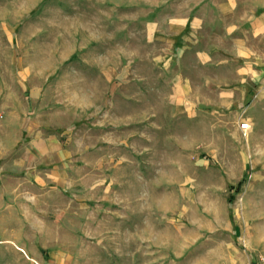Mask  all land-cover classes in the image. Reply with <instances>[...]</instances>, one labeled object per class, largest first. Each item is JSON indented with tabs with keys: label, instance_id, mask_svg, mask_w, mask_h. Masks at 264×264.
I'll use <instances>...</instances> for the list:
<instances>
[{
	"label": "rangeland",
	"instance_id": "374dc122",
	"mask_svg": "<svg viewBox=\"0 0 264 264\" xmlns=\"http://www.w3.org/2000/svg\"><path fill=\"white\" fill-rule=\"evenodd\" d=\"M226 2L0 0V264H264V96L198 82Z\"/></svg>",
	"mask_w": 264,
	"mask_h": 264
},
{
	"label": "crops",
	"instance_id": "0c3cea01",
	"mask_svg": "<svg viewBox=\"0 0 264 264\" xmlns=\"http://www.w3.org/2000/svg\"><path fill=\"white\" fill-rule=\"evenodd\" d=\"M241 0H227L225 6H221L222 10L217 12V18H226V22L221 28H224V37L228 41L233 43L232 48L228 47L222 49L220 46L212 47L210 50L200 51L197 54L198 58L205 64V66L212 68L214 74L201 78L198 82H211V83H226L230 84V87L220 94V98L224 100H245L252 91V98H261L264 96V50L248 49L245 46L246 36L244 24L249 21L250 29L252 33L257 35L258 38L264 36V9L257 12L252 10L250 12H243L238 10V4ZM195 21H186L181 29L183 30L187 24L191 26L194 24V29L197 30L199 21L203 19L195 18ZM226 50V51H225ZM222 51L227 52L226 58L230 59L227 65L231 69L227 73L226 78H219L218 69L220 68L219 56ZM223 52V53H224ZM167 65V64H166ZM165 65V66H166ZM169 65V64H168ZM167 65V66H168ZM164 66V65H163ZM217 71V72H216ZM232 102V101H231ZM255 115V116H253ZM252 117V124L257 129L264 131V110H255ZM258 115V116H257ZM251 124V123H250ZM34 126L29 125L26 127L25 135L31 136L34 134V146L43 145L51 146L56 145V139L54 135H36L34 133ZM32 138V139H33ZM35 153V152H34ZM53 176V174H52ZM37 177L33 179L36 183H39Z\"/></svg>",
	"mask_w": 264,
	"mask_h": 264
},
{
	"label": "built area",
	"instance_id": "2783aa9c",
	"mask_svg": "<svg viewBox=\"0 0 264 264\" xmlns=\"http://www.w3.org/2000/svg\"><path fill=\"white\" fill-rule=\"evenodd\" d=\"M238 126H239V130L241 131V133L244 136H246L248 134V132L250 131V129H251V125L247 121H244V122L239 123Z\"/></svg>",
	"mask_w": 264,
	"mask_h": 264
},
{
	"label": "trees",
	"instance_id": "16d2710c",
	"mask_svg": "<svg viewBox=\"0 0 264 264\" xmlns=\"http://www.w3.org/2000/svg\"><path fill=\"white\" fill-rule=\"evenodd\" d=\"M242 184V180L238 183L237 187H239Z\"/></svg>",
	"mask_w": 264,
	"mask_h": 264
}]
</instances>
